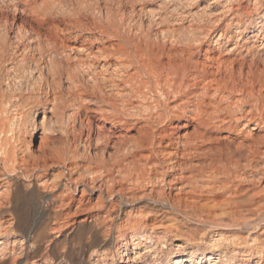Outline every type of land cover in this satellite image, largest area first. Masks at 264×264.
<instances>
[{
  "label": "bare ground",
  "instance_id": "1",
  "mask_svg": "<svg viewBox=\"0 0 264 264\" xmlns=\"http://www.w3.org/2000/svg\"><path fill=\"white\" fill-rule=\"evenodd\" d=\"M0 3V113L21 103L28 109L19 137L13 121L4 120L6 126L0 128V209L11 200L8 176L20 175L28 186L35 171L45 174L56 166L63 169L52 174L50 187L66 173L58 199L61 205L70 203L74 200L70 188L77 189L70 175L83 159L85 185L97 192L99 208L114 206L116 196L127 205L134 190L143 188L139 200L150 199L175 212L204 217L222 209L234 232L243 233L264 221V190H257L264 177V134L253 132L264 123V102L254 97L256 82L258 90H264V66L258 69L254 57L221 59L212 69L207 62L192 61L190 46L151 43V33L111 34L100 29L92 15L58 14L49 0ZM112 38L116 43L103 41ZM234 47L228 48L231 53ZM198 84L203 97L210 89L225 94L226 105L210 111L203 97L189 105L187 94H193ZM234 93L239 99L229 102ZM39 111L43 127L36 137ZM46 112L57 120L58 137L70 141L71 135L81 151L69 144L56 155L50 134L57 130L45 126ZM91 113L99 116L97 123L91 122ZM179 118L183 122L172 125ZM222 129L236 133L219 135ZM77 200L75 210L81 211ZM108 211L102 218L99 212L82 220L103 222ZM135 215L128 213L126 220ZM137 217L129 240L120 235L124 243L116 248L117 254L106 260L104 252L95 250L91 264L123 260L127 243L132 244L127 264H162V256L166 264H264L263 226L259 235L217 234L202 250L193 245L185 253L179 244L184 254L172 257L162 253L168 247L164 237L135 230ZM200 241L206 242L203 237Z\"/></svg>",
  "mask_w": 264,
  "mask_h": 264
},
{
  "label": "rangeland",
  "instance_id": "2",
  "mask_svg": "<svg viewBox=\"0 0 264 264\" xmlns=\"http://www.w3.org/2000/svg\"><path fill=\"white\" fill-rule=\"evenodd\" d=\"M49 1L52 6H56V12L63 16L92 15L97 19L99 28L111 34L114 31H119L121 34H133L134 32L151 33L152 37L149 39L151 43H165L167 46L171 44L177 47L190 46L193 52L192 61L200 64H206L207 62L212 69L218 65L217 63L221 59L230 60L231 58L240 59L242 57L249 59L251 56L254 57L258 69L264 66V0ZM0 6H2L1 3ZM78 9L79 11H77ZM99 18H101V21ZM59 24L61 23L59 22ZM61 25L66 27L69 23ZM160 31L164 32L163 35L160 34ZM155 32H157V35H154ZM170 36L172 37L170 38ZM103 41L106 45L116 43L115 38ZM227 47L229 49L234 47L235 51L231 53ZM247 49H249V52H247ZM228 63L225 62V64ZM130 72H133V70H130ZM200 86L198 84L193 94H187V98L190 101L189 105H193L203 98L206 103H210V111H213V106L215 105H226L223 97L225 94L223 96L222 94L218 95L210 89L207 97H203ZM2 88L4 89L5 87L2 86ZM258 89L259 86L256 82L254 97L264 102V90L259 91ZM238 99L237 93H234L228 101L232 102ZM170 103V106L174 105V103ZM14 108H7L6 111L0 113V128L3 129L6 126V122L10 123L13 121L16 130L15 136L18 135L19 137L24 131V118L28 109L25 103H21ZM245 108H248V106ZM46 115L45 126L57 130L54 131L53 135L50 134L52 138L54 137L53 145L56 155L67 148L69 144L78 146L79 151H81L82 146L78 145V141L71 140V135L69 137L70 141H66V139L62 141L61 136L60 138L58 137L60 134L58 133V127L56 129L58 125L56 118L51 116L49 112ZM90 115L91 122L97 123L99 121L97 114L91 113ZM254 115L259 118L260 112L255 110ZM41 117L42 113L39 111L35 117L37 126L34 130V133L36 132L34 135L36 137L43 127L39 123ZM4 120L6 121L5 123ZM182 120L183 118L174 119L172 125L180 124L183 122ZM110 124V120L105 123L107 127ZM186 130L189 131L190 127ZM183 132L184 130H180V133ZM253 132L255 135L264 134V123L258 127V130H253ZM217 133L227 136L236 132L222 129L217 131ZM91 138L93 139V136ZM92 150L93 148H91ZM78 161V168L70 175L73 183L77 184L76 191H72V187L70 188V193L75 201L73 200L65 205H61L58 197L63 191L64 176L67 174L64 173L59 177L54 188L50 187L53 183L51 182L52 174L62 170L61 166L52 167L45 174L35 171V176L32 175L30 177L28 186H26L27 181L22 176H8L11 184V200L8 206L0 209V241L2 242V245L0 244V247H2L0 264H91L95 250L104 252L106 254L105 259L108 260L111 255L117 254L116 248L124 243L119 240L120 235L126 236L125 239L129 240L130 235L128 234L133 230L132 226L136 224L133 218L137 216L138 223L135 226V230L148 231L158 239L159 237H164L168 249L163 248L162 253L167 255L170 252L172 257L184 254V251H182L184 248L185 253H187L193 245H198L201 250L206 249L209 241L218 237L217 234L226 238H230L232 235L242 237L259 235L262 231L261 227H264L263 221L256 228H250L243 233L234 232L229 221L225 219V213L222 209H217L214 213L204 217L199 214H193L191 211L187 213L175 212L177 210H172L164 205L161 206L150 199L139 200L138 198L143 194V188L134 190V198L127 205L123 202V199L116 196L114 206L99 208L96 206L97 192L85 185L87 176H85L81 167L84 161L83 159ZM44 180L45 182L41 184ZM257 186V190H264V177ZM81 188H84L83 193H81ZM51 197H53L52 200ZM76 198L80 199L79 203L81 204V209H83L81 211L75 210V204L78 202ZM105 201L107 202V200ZM108 209L109 216L103 222L95 223L89 217L82 220L84 215L99 214V212L102 218ZM123 212L124 215L122 214ZM128 213L133 215L138 213V215L133 216L128 221L126 220ZM200 237L205 238L206 242H199ZM179 244L185 247L177 246ZM127 245L128 251L126 255H123V260L114 259V264H127L131 260L130 258L127 259V256H132V252H130L132 251V244L127 243ZM213 249H218V247ZM133 251H136V249ZM161 260L162 264H166L164 256H162Z\"/></svg>",
  "mask_w": 264,
  "mask_h": 264
}]
</instances>
